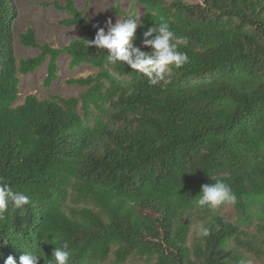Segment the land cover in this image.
Segmentation results:
<instances>
[{
	"label": "trees",
	"instance_id": "16d2710c",
	"mask_svg": "<svg viewBox=\"0 0 264 264\" xmlns=\"http://www.w3.org/2000/svg\"><path fill=\"white\" fill-rule=\"evenodd\" d=\"M121 1L110 12L140 17L141 51L161 17L176 41L187 38L178 50L189 62L172 69L170 84L106 66L105 50L86 47L105 26L75 0L52 6L79 37L59 48L28 27L19 43L39 53L18 58L17 9L0 0V182L30 198L24 215L10 207L0 219V264H19L26 250L51 260L53 237L68 242L70 264H264V0ZM63 54L71 69H96L66 81L83 90L21 99L20 75L47 62L49 87ZM217 180L237 203L196 208L201 186Z\"/></svg>",
	"mask_w": 264,
	"mask_h": 264
},
{
	"label": "clouds",
	"instance_id": "9594fccd",
	"mask_svg": "<svg viewBox=\"0 0 264 264\" xmlns=\"http://www.w3.org/2000/svg\"><path fill=\"white\" fill-rule=\"evenodd\" d=\"M143 26L140 17L135 14L119 15L115 23L109 18L105 27L96 26L97 34L94 39L86 41V47L95 46L97 50H105L107 52L106 66H116L121 63L130 66L137 74H144L143 77L147 79L150 86L168 85L171 83L172 69H180L189 62L187 53L178 50V44L187 43V38L176 41L168 21L161 17L158 27L151 26L143 33L144 46L151 50L141 51L135 46V41L138 39L136 35L138 27ZM201 189V192L195 196L196 208L215 209L225 204L237 203V196L231 187L221 180L204 184ZM29 204L30 198L27 195L13 191L8 184L0 182V219L4 218V214L10 207L24 215L27 211L26 206ZM199 233L208 237L211 229L201 227ZM55 239V237L52 239L55 248L51 260L26 250V254L20 257L19 264H39L42 258L44 264H70L71 251L68 242L65 241L57 247ZM5 264H17V261L9 256ZM239 264H250V262L240 259Z\"/></svg>",
	"mask_w": 264,
	"mask_h": 264
},
{
	"label": "rangeland",
	"instance_id": "374dc122",
	"mask_svg": "<svg viewBox=\"0 0 264 264\" xmlns=\"http://www.w3.org/2000/svg\"><path fill=\"white\" fill-rule=\"evenodd\" d=\"M64 0H13L17 9V19L15 20V54L18 58H27L36 56L38 49L31 47H23L20 45L17 34L24 32L26 28L32 27L36 33L37 41L41 44L49 43L54 47L62 48L69 43L70 40L78 38L80 31L77 27H66L61 24V20L68 17L63 11L53 8L52 3ZM76 5L85 12V17L92 23L106 26L109 18L113 23L119 18L110 12V6L115 0H75ZM42 3H49L50 6L44 7ZM121 4L124 8L129 9L130 1L122 0ZM69 56L63 54L60 56L58 63L60 70L58 79L49 87L44 86L46 77L45 62L41 67L37 68L33 73L20 75V98L27 94H35L40 98H48L51 95H61L70 97L78 95L83 89L77 85L68 84L66 81L70 78L86 77L94 73L96 69L88 65H81L75 68L69 67ZM192 238V235L190 236ZM191 241H189L190 243ZM112 258L106 260L102 264H112ZM124 264H147L140 258L129 259Z\"/></svg>",
	"mask_w": 264,
	"mask_h": 264
}]
</instances>
